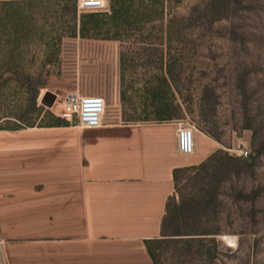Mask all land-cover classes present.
Returning <instances> with one entry per match:
<instances>
[{"label": "crops", "instance_id": "1", "mask_svg": "<svg viewBox=\"0 0 264 264\" xmlns=\"http://www.w3.org/2000/svg\"><path fill=\"white\" fill-rule=\"evenodd\" d=\"M178 122L0 130V264H154L174 171L220 145Z\"/></svg>", "mask_w": 264, "mask_h": 264}, {"label": "trees", "instance_id": "2", "mask_svg": "<svg viewBox=\"0 0 264 264\" xmlns=\"http://www.w3.org/2000/svg\"><path fill=\"white\" fill-rule=\"evenodd\" d=\"M174 1L177 6H173ZM189 1L191 4L185 13L179 15L176 9ZM253 11L251 0H109V9L103 13L80 12L78 0H0V89L16 82L33 97L27 113L0 116V130L69 126L70 122L50 113H45L46 118L52 120L48 123H27L24 119L26 114L42 113L37 96L45 87V77L54 59L59 61L61 47L68 38L121 43L139 38L142 44H149L152 38L160 40L161 45L166 46L170 62L168 75L163 50L160 67L163 75L158 83L148 82L154 85L148 90L145 105L159 113L153 120L156 123L178 120L180 115L172 109L177 106L183 110V107L173 89V84L179 82L173 75L179 61L178 56L173 55V45H186L196 54L202 37L212 33L226 38L239 53H245L246 32L239 22ZM35 44L45 48L42 70L37 77L31 75L27 64ZM246 78V74L242 75L243 87ZM165 89L171 99L167 98ZM202 92L199 102L202 122L198 128L221 143V135L209 128L218 95L208 87ZM162 109L166 115H162ZM11 120L17 125H2ZM251 146L252 154L247 158L218 149L202 164L174 171V193L166 204L161 235L146 241L154 264H216L220 254L217 237L224 234L219 221L223 214V197L227 195L225 184L233 179L242 181L255 177L259 159L264 154V140L257 134ZM232 190L238 194V201H247V197L255 205L259 198L257 190L251 193L235 187Z\"/></svg>", "mask_w": 264, "mask_h": 264}, {"label": "rangeland", "instance_id": "3", "mask_svg": "<svg viewBox=\"0 0 264 264\" xmlns=\"http://www.w3.org/2000/svg\"><path fill=\"white\" fill-rule=\"evenodd\" d=\"M104 1L109 9V0ZM251 1L255 11L239 22L246 32L245 53H239L226 38L212 33L202 37L196 54L186 45L175 43L172 48L173 55L179 58L173 69V75L179 82L173 84V89L183 107V110L177 106L172 109L173 113L180 115L172 122L195 127L197 139L201 132L198 125L202 122L199 112L202 91L206 87L215 90L219 99L209 128L221 135L219 149L235 157L238 156L233 150L239 147L247 148L252 154L254 135L264 140V0ZM177 4L174 1L173 6ZM190 4L191 1L185 2L176 12L179 15L185 13ZM149 41V44H142L139 38L127 43L65 39L59 61L54 59L45 77V87L37 96L43 111L26 114L25 121L37 124L52 122L45 113L63 120L55 113L53 105L57 97L77 91L105 98L106 117L113 123L154 122L159 113L145 105L148 90L154 85L150 86L148 82L161 80L163 50L166 52L164 69L167 75L170 62L166 46L155 38ZM32 48L27 64L31 75L37 77L42 70L45 48L41 44ZM245 74L247 81L243 87L241 80ZM164 91L171 99L169 91ZM31 98L32 95L18 83H9L0 89V116L27 113ZM162 115H166L163 109ZM2 125L14 127L17 124L11 120ZM233 187L247 193L257 190L259 198L255 205L247 197V201H238ZM224 190L227 195L223 197V214L219 221L224 234L217 237L220 254L216 264H264V154L259 159L255 177L242 181L233 179L225 184Z\"/></svg>", "mask_w": 264, "mask_h": 264}, {"label": "built area", "instance_id": "4", "mask_svg": "<svg viewBox=\"0 0 264 264\" xmlns=\"http://www.w3.org/2000/svg\"><path fill=\"white\" fill-rule=\"evenodd\" d=\"M80 12L107 11L104 0H80L78 4ZM61 99V101H59ZM53 108L55 113L71 124L86 129H98L103 126L106 115V100L102 96L83 95L80 92H69L62 98L57 97ZM61 110V113L59 112ZM178 150L183 155H192L195 152V127L179 122ZM233 152L238 157L247 158L250 151L239 147Z\"/></svg>", "mask_w": 264, "mask_h": 264}]
</instances>
